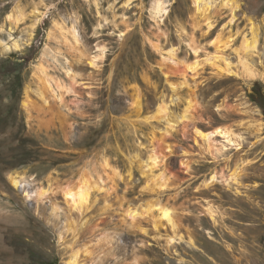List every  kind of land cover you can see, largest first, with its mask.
I'll return each instance as SVG.
<instances>
[{
    "label": "rangeland",
    "instance_id": "rangeland-1",
    "mask_svg": "<svg viewBox=\"0 0 264 264\" xmlns=\"http://www.w3.org/2000/svg\"><path fill=\"white\" fill-rule=\"evenodd\" d=\"M237 2L208 29L192 0H0V264H264V0Z\"/></svg>",
    "mask_w": 264,
    "mask_h": 264
},
{
    "label": "bare ground",
    "instance_id": "bare-ground-1",
    "mask_svg": "<svg viewBox=\"0 0 264 264\" xmlns=\"http://www.w3.org/2000/svg\"><path fill=\"white\" fill-rule=\"evenodd\" d=\"M219 4L222 5V7L231 9L232 14H235V12L240 7L237 0H192V5L194 8L195 17L197 18V20L198 19L204 20L205 25L208 27V29H212L214 27L213 23L209 20V17H210V14L214 10L219 8V7L217 8V6H219ZM153 14L158 18H161L164 14H166L165 3L162 1H155L153 4ZM38 21H41V19L37 20V22ZM61 31H62V29H61ZM63 32L65 33V31L64 30L62 31V36H63L65 42L68 43L69 42L68 37ZM253 34L254 35L252 38L245 37L243 40V43H242L243 49L245 51H248L249 53L251 50H253L256 47V44L258 42L256 39L257 34L255 33L254 30H253ZM73 37L75 38L76 35H74ZM14 46H15V48L18 47L16 44ZM155 47H157V45H155ZM170 53H173V51H170ZM227 66H228V69H231L230 65H227ZM189 69L195 71V65L189 66ZM243 72L251 78H253V77L255 78L257 76L255 71L252 70L246 64L244 66ZM39 80H41V82L46 81V79L43 76L39 77ZM43 90H45V86H44V89L37 88V93L39 95H42ZM163 108H164V106H162V105H159L157 107V116H162V114L164 113ZM189 116H190V113L187 110L184 114L178 116V120L179 119H182V120L186 119ZM171 126H174V125H171ZM218 132H220V131H218ZM203 138H209V137L206 136ZM159 159H160V155L153 154V155H151V157L149 159V163L151 165L155 166V164L158 163ZM150 164H148V165L150 166ZM161 177H163V176H161ZM20 178H21V175L19 173H15V174L10 175V180L12 181L13 185L15 187H18V188H21V179ZM95 188H96L95 182H93L87 174H83L80 176V178L75 182V184L73 186H69V187L64 188L63 194H64V197L66 198L67 203L72 208V210H79L80 211L87 205L88 200L90 198V194L93 191V189H95ZM28 195L29 194H27L26 196H28ZM48 195H49V191L42 189V188L38 189L36 192V197L39 200H43ZM148 207H149L148 211H150L152 213V211L154 209V205L149 204ZM51 208H52L51 210L53 213H56L58 210V208L54 204ZM129 215H131L133 218H136V219L138 216H141L140 214H138L137 211H132V210L129 211ZM160 219H165L168 222H172L171 214L166 209L161 210ZM159 220H157V221H159ZM56 227L59 231V237L63 238L64 237V230L66 231V226L63 227V229L62 228L59 229V227L57 225H56ZM68 264H74V263L69 262Z\"/></svg>",
    "mask_w": 264,
    "mask_h": 264
},
{
    "label": "trees",
    "instance_id": "trees-1",
    "mask_svg": "<svg viewBox=\"0 0 264 264\" xmlns=\"http://www.w3.org/2000/svg\"><path fill=\"white\" fill-rule=\"evenodd\" d=\"M249 97L264 112V91L258 84H255V86L252 89V92L249 94Z\"/></svg>",
    "mask_w": 264,
    "mask_h": 264
}]
</instances>
